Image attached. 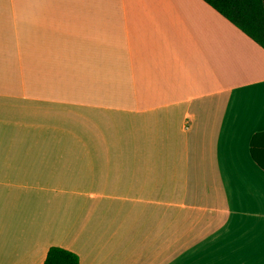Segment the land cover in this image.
I'll list each match as a JSON object with an SVG mask.
<instances>
[{"label":"crops","instance_id":"1","mask_svg":"<svg viewBox=\"0 0 264 264\" xmlns=\"http://www.w3.org/2000/svg\"><path fill=\"white\" fill-rule=\"evenodd\" d=\"M264 48L205 0H0V264H264Z\"/></svg>","mask_w":264,"mask_h":264},{"label":"trees","instance_id":"2","mask_svg":"<svg viewBox=\"0 0 264 264\" xmlns=\"http://www.w3.org/2000/svg\"><path fill=\"white\" fill-rule=\"evenodd\" d=\"M264 48V0H205ZM253 159L264 169V132L251 140ZM43 264H79V255L65 247H49Z\"/></svg>","mask_w":264,"mask_h":264}]
</instances>
